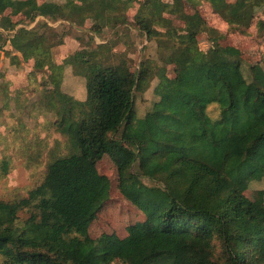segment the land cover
<instances>
[{"label": "trees", "instance_id": "16d2710c", "mask_svg": "<svg viewBox=\"0 0 264 264\" xmlns=\"http://www.w3.org/2000/svg\"><path fill=\"white\" fill-rule=\"evenodd\" d=\"M201 2L237 30L264 9V0H0L1 15L10 9L79 29L90 21L96 35L128 25L134 9L133 22L157 50L136 72L124 61L105 66L74 56L85 98L68 97L80 121L65 128L71 153L48 166L27 198L0 201V264H264V205L244 194L264 180V68H245L237 48L221 46L222 35L198 11L187 12L186 4ZM43 29L22 28L7 42L13 64L21 57L33 59L35 71L62 68L51 49L63 39L55 42L49 26ZM201 33L210 35L206 52L198 46ZM153 79L156 100L137 117L135 93ZM105 155L118 170L120 193L145 216L125 238L88 233L110 198V181L97 170ZM23 210L28 217L20 221Z\"/></svg>", "mask_w": 264, "mask_h": 264}, {"label": "rangeland", "instance_id": "374dc122", "mask_svg": "<svg viewBox=\"0 0 264 264\" xmlns=\"http://www.w3.org/2000/svg\"><path fill=\"white\" fill-rule=\"evenodd\" d=\"M42 1L39 0V3ZM186 10L188 13L198 11L207 26L222 35L219 39L221 46L237 48L245 68L255 64L264 68V29L257 26L259 21L264 22V9L258 10L243 30L230 27L206 2L197 6L186 4ZM134 13V9L128 11V25L109 27L101 35L90 32V21L86 23V29H79L61 19L31 21L22 15L12 16L10 9L0 14V201L27 198L29 192L42 184L48 166L71 153L65 128L80 121L70 110L68 97L78 101L85 98L84 70L78 57H74L77 53L105 66L124 61L131 72H136L142 61L157 58L155 41H148L138 30L132 20ZM4 18H9L15 25L7 28ZM45 25L57 36L55 42L63 39L61 44L51 49L54 64L62 68L35 71L33 59L23 61L21 57L19 65L13 64L8 55L11 50L7 49V42L22 28L44 31ZM174 25L183 27L178 21H174ZM197 40L204 52L211 46L209 33L199 34ZM167 71L168 76L173 77L172 67ZM156 83L157 79H153L144 93H135L137 117H142L156 100ZM207 110L212 119L218 117L215 105ZM3 162L7 164L6 172ZM97 170L110 181V198L92 222L89 236L96 239L108 234L125 238L127 228L145 222V216L120 193L118 170L109 156L105 155L97 162ZM135 170L138 171L136 167ZM141 181L147 186H159L145 177H141ZM244 194L252 202L264 205V180L252 182ZM27 217V210L19 213L20 221Z\"/></svg>", "mask_w": 264, "mask_h": 264}, {"label": "crops", "instance_id": "0c3cea01", "mask_svg": "<svg viewBox=\"0 0 264 264\" xmlns=\"http://www.w3.org/2000/svg\"><path fill=\"white\" fill-rule=\"evenodd\" d=\"M40 19H42V20H46V19L43 18V17H37V18H36L37 21L40 20ZM89 230H90V227H89ZM89 230H88V233H89Z\"/></svg>", "mask_w": 264, "mask_h": 264}]
</instances>
